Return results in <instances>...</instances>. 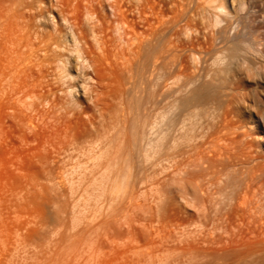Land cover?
I'll return each instance as SVG.
<instances>
[{
	"label": "bare ground",
	"instance_id": "obj_1",
	"mask_svg": "<svg viewBox=\"0 0 264 264\" xmlns=\"http://www.w3.org/2000/svg\"><path fill=\"white\" fill-rule=\"evenodd\" d=\"M40 1L0 0V264H264L260 28Z\"/></svg>",
	"mask_w": 264,
	"mask_h": 264
},
{
	"label": "rangeland",
	"instance_id": "obj_2",
	"mask_svg": "<svg viewBox=\"0 0 264 264\" xmlns=\"http://www.w3.org/2000/svg\"><path fill=\"white\" fill-rule=\"evenodd\" d=\"M42 1H43L42 3L41 1L38 2V4L40 3L43 6H45V8L47 7L46 13L48 15L46 14L45 24H47V27L49 28H52V27L55 28L54 25L57 24L58 22H61L62 14L59 13L60 8H58V6L54 3L56 2V0L55 1L54 0H42ZM103 1H104L105 10L107 12L112 13L111 11H113V9L111 5L108 4L109 1L111 0L109 1L103 0ZM161 1L167 2L169 0H161ZM226 1H227L229 9L232 11L235 17L243 19L250 28H254V29L260 28V31L264 33V0H226ZM52 4L54 5L52 6ZM50 5H51V9H50ZM54 6L56 10L53 9ZM202 16H203L202 13L198 14L197 18L202 19ZM245 40L248 42L249 39L247 36L245 37ZM222 46H223L222 48L224 49L225 47H227L225 46V44H223ZM150 73H151V69H149L146 74H148L149 76ZM144 86H145V83L142 84L140 89H143Z\"/></svg>",
	"mask_w": 264,
	"mask_h": 264
}]
</instances>
